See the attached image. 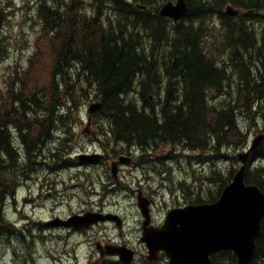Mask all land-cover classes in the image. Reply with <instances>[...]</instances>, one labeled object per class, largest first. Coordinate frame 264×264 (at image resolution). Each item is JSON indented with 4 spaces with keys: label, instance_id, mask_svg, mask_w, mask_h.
Wrapping results in <instances>:
<instances>
[{
    "label": "trees",
    "instance_id": "trees-1",
    "mask_svg": "<svg viewBox=\"0 0 264 264\" xmlns=\"http://www.w3.org/2000/svg\"><path fill=\"white\" fill-rule=\"evenodd\" d=\"M167 1L37 0L28 65L18 64L0 88V221L23 168L36 165L55 132L66 136L81 122L91 91L111 141L143 152L169 145L201 153L210 166L205 178L221 184L216 196L195 203L219 199L238 170L218 163L233 166L240 161L233 151L248 144L242 124L264 136V0H186L189 11L178 24L160 15ZM227 5L243 14L230 16ZM8 20L1 5L0 63ZM245 181L264 193V140ZM0 227V236L16 234L10 223ZM227 255L237 263L231 252L214 262ZM250 264H264V220Z\"/></svg>",
    "mask_w": 264,
    "mask_h": 264
},
{
    "label": "rangeland",
    "instance_id": "rangeland-1",
    "mask_svg": "<svg viewBox=\"0 0 264 264\" xmlns=\"http://www.w3.org/2000/svg\"><path fill=\"white\" fill-rule=\"evenodd\" d=\"M10 1L8 4V0H0V6L5 5L9 11L4 28L9 40L8 53L0 63V88L3 89L18 64L28 65L37 28L31 18L37 0ZM90 93L80 106L81 122L66 136L58 131L46 140L42 157H38L35 166L23 168L15 197L5 202L0 225L4 226V222L14 225L16 234L0 236V264H115L114 260H100L96 244L117 241H125L141 253L135 264H168V258L160 263L148 260L146 244L141 241L145 219L138 206L140 192L153 199L152 217L156 223H162L174 208L217 195L221 182L213 183L205 178L210 174V166L200 162L202 154L179 151L169 145L146 152L131 148L138 168L125 165L118 179L113 176L110 162L81 164V155L103 154L111 159L130 154L128 146L117 144L105 135L108 123L100 113L93 116L92 127H88L89 107L100 101L92 95L93 91ZM242 125L247 126L249 140L244 148L233 151L239 157L263 134L258 127ZM95 129L97 137L87 132ZM14 139L18 145L19 135ZM59 151L56 157L54 154ZM259 162L256 159L253 164ZM218 166L223 170H230L231 166L237 171L241 162L233 166L230 161L219 162ZM181 182L185 185L181 186ZM88 211L118 215L123 221L122 229L114 221L82 231L47 225L52 220H67ZM218 261L231 264L228 255Z\"/></svg>",
    "mask_w": 264,
    "mask_h": 264
},
{
    "label": "water",
    "instance_id": "water-1",
    "mask_svg": "<svg viewBox=\"0 0 264 264\" xmlns=\"http://www.w3.org/2000/svg\"><path fill=\"white\" fill-rule=\"evenodd\" d=\"M186 0L166 2L160 9V15L178 24L188 13ZM226 13L238 17L241 12L228 5ZM102 109V103H93L88 110L91 125L92 115ZM264 136H258L248 150L240 155L243 165L233 180L223 189L218 201L174 208L167 213L164 224L160 227L151 226L150 201L139 197V207L145 218L141 241L149 249L150 260H156L160 252H165L169 264H215L212 256L231 251L237 258V264H250L257 251V239L262 234L264 219V193L260 187L247 184L245 181L247 164L250 155L263 142ZM101 155H81L82 162L96 163ZM124 158L120 161L123 162ZM117 178L118 163L112 166ZM113 220L119 229L122 220L112 214L88 212L74 215L68 220H56L49 225L90 228L101 222ZM128 250V249H126ZM108 251L109 255H120L125 264H132L134 252Z\"/></svg>",
    "mask_w": 264,
    "mask_h": 264
},
{
    "label": "flooded vegetation",
    "instance_id": "flooded-vegetation-1",
    "mask_svg": "<svg viewBox=\"0 0 264 264\" xmlns=\"http://www.w3.org/2000/svg\"><path fill=\"white\" fill-rule=\"evenodd\" d=\"M91 127H92V125H91ZM88 132L89 133H92V135L95 136V137L98 136V130H96V129H95V132H93L91 130H88ZM129 148H130V150H129V153L130 154H127V155L121 154L118 157H113L111 159H107V156H105V155L102 154L101 159L98 161V165L103 164V163H106V162H110V165L112 166L116 161L119 162V160H120V158L122 156H126L127 158H124L123 159V162L118 165V171H117L118 178H119V174L122 173L123 167L125 165H127V166H133L134 168H138V162H136V160L134 159V157L131 154V153H133V151H132L133 149H131V148H136V147H129ZM80 163L81 164H85L87 162H81L80 161ZM140 194L143 197L148 198L150 200V204H151V216H152V214H153V207H152V205H153V199L150 196H148V195H144L142 192H140ZM153 217L151 219V225L152 226L160 227V226L163 225V222L164 221L162 223L161 222L160 223H156ZM51 222H53V221H51ZM50 226H54L55 227V225H50ZM67 229L74 230V231L79 230V229H80L79 231H82L83 230V228H73V227H70V228H67ZM142 230H143V228H142ZM96 249L99 252L100 260L101 259H104V260L105 259L114 260L115 264H123L121 262L120 255H117V254H115V255H109V254H107L108 251L113 250L114 252H122V253H125L124 250L125 251H128V250L129 251H133L134 252V258H135L133 264H135V261L141 256V253L140 252H138L135 249H132L128 245V243H126L125 241L109 242L106 245H102L100 242H98L96 244ZM126 249H128V250H126ZM146 250L148 251V260L150 262H155V263L159 262L160 263L161 261H164L165 258H167L166 254L162 251V252H160L157 255V259L156 260H150V255H149V249H148V247L146 248ZM168 264H169V262H168Z\"/></svg>",
    "mask_w": 264,
    "mask_h": 264
},
{
    "label": "bare ground",
    "instance_id": "bare-ground-1",
    "mask_svg": "<svg viewBox=\"0 0 264 264\" xmlns=\"http://www.w3.org/2000/svg\"><path fill=\"white\" fill-rule=\"evenodd\" d=\"M260 135H263V134H260ZM260 135H259V136H260ZM256 138H257V137H256ZM256 138H255V139H256ZM252 144H253V142H252ZM252 144L250 145L249 149L251 148ZM249 149H248V150H249ZM246 152H248V151H246ZM253 152H254V151H253ZM251 154H252V153H251ZM250 157H251V155H250ZM239 160H240V158H239ZM249 160H250V159H249ZM240 162H241V167H242L243 163H242L241 160H240ZM248 163H249V162H248ZM247 165H248V164H247ZM241 167H240V169H241ZM240 169H239V170H240ZM239 170H238V171H239Z\"/></svg>",
    "mask_w": 264,
    "mask_h": 264
}]
</instances>
